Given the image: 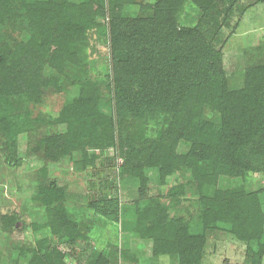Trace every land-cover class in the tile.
Here are the masks:
<instances>
[{"label": "rangeland", "instance_id": "1", "mask_svg": "<svg viewBox=\"0 0 264 264\" xmlns=\"http://www.w3.org/2000/svg\"><path fill=\"white\" fill-rule=\"evenodd\" d=\"M34 1L40 0H16L10 13L0 11V49L8 54L7 62L13 59L0 70V109L9 108L11 125L9 137L0 132V264H31L45 254L49 258L52 254L55 264H93L98 259L104 264L243 263L247 249L264 243V170L250 168L243 176L218 174L203 180L201 171L210 173L212 167L194 149L200 139L213 149L218 130L221 138L235 145L257 129L256 142L240 161L254 167L253 153L264 152V0H92L99 9L94 24L62 47L31 38L26 5ZM169 6L175 11L168 12L169 33L164 38L171 34V26L196 28L211 46L210 71L188 75L186 70L188 82L215 88L216 97L242 93L225 104L218 99L214 106L204 105L200 114L214 125L208 137L207 128L199 136L184 119L177 122L179 107L167 109L168 102L157 106L155 92L150 93L154 86L146 78L153 79L152 73L139 75L125 66L121 83L108 77L109 22L121 16L134 22L159 20ZM91 8L89 4L82 17ZM103 8L106 14L100 12ZM196 39L197 35L182 41L196 45ZM168 40L174 45L167 36ZM219 74L221 81L213 85ZM141 76L145 77L139 81ZM139 82L143 106L136 103ZM186 88L190 92L192 87ZM189 92L179 97L186 114L194 98ZM222 144L218 149H224ZM12 146L17 159L13 166L6 163ZM45 179L54 180L57 191L41 190ZM237 188L256 194L257 207L251 209L258 208L262 220H249L243 227L250 237L260 233L259 239L241 240L231 232L233 223L226 215L236 217L250 210L238 202L222 206L218 195ZM152 199L162 206L163 215L149 214L146 222L161 227L140 237V228L134 230L126 222ZM4 215L18 217L23 227L3 229ZM194 236L205 238L202 248L191 246ZM155 239L161 251L156 255Z\"/></svg>", "mask_w": 264, "mask_h": 264}, {"label": "trees", "instance_id": "2", "mask_svg": "<svg viewBox=\"0 0 264 264\" xmlns=\"http://www.w3.org/2000/svg\"><path fill=\"white\" fill-rule=\"evenodd\" d=\"M14 2H16V0H0V11H3L5 8L8 13H10L9 9L12 7V5H14ZM89 4H92V8L88 13L84 15V17H82L83 10H85ZM174 11L175 6H169L167 12L162 11L163 16L159 19L160 21L156 19L149 20V25H147L148 22L145 20L142 22H134L132 21V19L122 16L117 19L116 22H109L110 28L108 32L111 47V75L109 74L108 77L117 84L119 82L121 83L120 75L126 69L125 66L129 67V70H133V72H138L139 75H141V72L145 76H147L148 73H152V75H154V80L152 79V77L146 78L150 82V85L154 86V88L149 91L150 93L155 92V97L153 96L152 98L154 99L157 106L163 108L164 103L168 102L171 104V106L167 109L172 110L175 107H179V110H177L174 115L176 117V120L180 118L184 119L185 124H187L188 126L191 125L190 127H192V129L194 130V134H199V136L202 134V131L207 128L205 134L208 137L209 129L212 130L214 128V125L212 122L204 119L201 116L200 113L204 105L209 104L210 106H214L215 103H217L218 99H222L225 104L228 99L231 100L242 93L235 92L230 93L227 96L216 97L217 92L214 91L215 88L209 89L207 84L204 86H194L197 85V83L193 84L191 82H188V76L183 74L184 71L186 72L187 70L188 75L197 71H210V63L207 61V59L209 57L208 53H210L211 51V46L208 45L207 42H205V39L200 35V33L196 31V28L188 29L186 27H183L177 29L176 27L171 26V28L168 29L169 31H171V34L166 35V38H164L165 33H169L167 32V30H165V27L167 28V26L165 25V20L168 19V12L173 13ZM100 12L102 14H106L104 8L103 10H100ZM98 13L99 9H97V4L92 0H88V2L80 4H75L68 0H62V2H57L56 0H40L27 3L26 5V15H28L30 20V31L33 30L31 38L38 37L39 39H41L40 41L42 44L47 45V43L49 44L50 42V45L54 47H62V44H70L74 40L75 36H78L79 34H82V32H84L85 28L88 25L94 24V17ZM159 14L160 11L156 13L157 16ZM195 35H197V42H195L196 45H194V43H187L182 41L183 38L186 39L187 37H195ZM167 36L168 38L170 37V41H172L174 45H170L169 40L167 41ZM32 41L35 43L34 40ZM178 42L180 43V45ZM192 44L195 47L192 46ZM175 45L177 46L174 47ZM26 50L29 49L26 48L25 51ZM6 55H8L6 51L0 49V70L6 64H8L9 67L13 62V59L7 62ZM23 55L26 56L28 54L23 53ZM163 58H167L166 62L163 61ZM56 62L57 60L55 59L54 63ZM16 64L21 65L22 63L17 60ZM145 76L138 77L137 79L140 81V78L142 79ZM221 78L222 77L220 74L215 75V77H213L212 79L214 80L212 84L216 85V81H221ZM139 83L140 84L137 85H139L138 89H141V91L139 96L137 97V100L139 102L136 103H138L139 106H143L145 105V101L142 94V83ZM186 87H192L190 92ZM195 87H197V90H195ZM186 92H189L188 94L194 96L191 103L187 106L190 108L188 114L183 113V110L186 108V106L184 107L182 102H180V98L185 97L184 94ZM247 93L248 92L243 94V96H246ZM260 97L263 98V94H260ZM80 114L84 119L85 117L88 118V114H84L82 113V111L80 112ZM8 115L9 108L0 109V132L3 133L2 135L9 137L7 127L10 128L11 125L9 119L7 118ZM182 119H180V121ZM177 122L179 121L177 120ZM177 122H173L172 124H176ZM87 125H89V123ZM16 129V126L11 127L12 132H15ZM94 130L96 129L94 128ZM261 130H264V125L261 127ZM259 133L260 131L257 129L249 130L246 133V138L237 141V143L235 142L234 145V141L224 140L223 138H221V131L218 130L216 140L217 142L214 143L213 149H211L212 147L202 144L201 139L197 141L195 145L196 147L194 149V151L197 153L196 155L201 159H207V164L212 167V171L210 173L207 171L208 169L206 170V172L201 171V175L203 174L202 179L205 180L207 178L215 177L218 174H226L229 176H243V174L246 171L250 170V168H255L256 170H264V152L256 151L255 153H253L255 154V157H253L254 159L252 161L254 163V167L252 165L250 167V165H248L246 162L242 163L240 161L242 160L240 159L241 154L249 150L250 144L256 142V138ZM97 137L98 139H100L101 135H98ZM202 138L203 140H205L204 136ZM95 140H97V138H95ZM223 141L225 144L224 149H218L219 144H222ZM6 145L8 147V143H6ZM11 148H13V146L9 147L8 149L11 150ZM6 163L7 165L12 166L17 165V159L14 156V150L8 152ZM156 165L159 167V170L161 172L164 171L163 164L159 162ZM195 168L200 167L197 166ZM37 181L42 182L41 179ZM145 181L146 179L142 174V182L141 185H139V191L142 194L145 193L146 190ZM90 183L92 186H95L93 181H90ZM56 188L57 187L54 180L47 181V179H45L44 188H42L41 190L48 189L55 192L57 191ZM175 192L176 191L174 190L172 191V197L174 196ZM218 198L223 199L222 206L229 207L230 205H233L234 203L237 204L236 202H238L241 205H246V209L250 210L245 215H243V212L240 213L239 216L237 215L238 217H231L226 215L227 222L230 221L231 223H233L231 232L238 239L247 240V237H249L250 240L251 238L259 239L261 237L260 233H256L253 235L254 237H250V231L243 227L244 225H246L245 222L247 223L249 220L255 221V219H257L258 222L262 220L258 208H256V210L251 209V207L254 205L257 207L256 204L258 200L255 193L246 195L242 188H237L222 193L221 196L218 195ZM152 213H155L156 217L158 216L159 218L163 215L162 206L155 199H152L150 206H145L140 211L135 210L136 218L131 221H127L126 223H131L134 230H136V226H138L140 228V231L138 232L139 236L144 237L146 236L148 231L155 232L156 229L161 227V225L152 226V223L146 222L149 214ZM1 220H3L2 228L5 230L11 229L13 227L21 228L24 225V221L20 220L14 215L1 216ZM145 222L148 224L146 225ZM67 227L70 226H66V228ZM168 228L173 230L175 226L170 225L168 226ZM144 230L145 233H143ZM199 238V236L192 237V247L196 246L197 248H202L205 242V238L202 237V240H199ZM159 245V240L155 239L153 241V253L155 255L160 254L161 252L158 250ZM257 248L258 249H247V251L245 252V258L243 260V263L241 264H260V260L262 261V257L264 255V243L260 244ZM46 255L47 254L36 256L34 258L35 260L31 261V264H34L37 260L38 262H40V264H55L56 261H54L55 258L52 257V254L50 255L51 259ZM93 264H104V262H102L101 259H98Z\"/></svg>", "mask_w": 264, "mask_h": 264}]
</instances>
